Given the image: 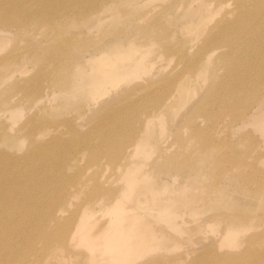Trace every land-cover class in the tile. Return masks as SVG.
<instances>
[{
    "label": "rangeland",
    "instance_id": "1",
    "mask_svg": "<svg viewBox=\"0 0 264 264\" xmlns=\"http://www.w3.org/2000/svg\"><path fill=\"white\" fill-rule=\"evenodd\" d=\"M230 1V7L225 8L226 4L222 12H216L217 0H115L102 15L90 14L91 25L87 20L82 22L81 16L78 19L68 16L69 20L73 19L70 24L65 19L57 23V34L78 35L72 46L78 49L71 51L70 56H76L75 60L90 59V62L84 66L83 73H78L80 69L74 60L65 71L58 73L54 89L59 94L72 84L76 91L71 95L52 97L49 91V96L32 109L31 105H24L26 108L20 105L19 108L25 109L21 116L15 114L13 119L5 115L9 111L6 104L0 107V114L3 113L0 117L5 120L4 123L0 118V124L4 123L0 125L3 128L0 135V239L5 240L0 245V264H264L263 137L250 124L252 127L247 125L245 130L237 132L233 125L222 131L209 129L208 122L214 119L218 121L216 124L221 120L227 125L233 124L231 112L239 102L240 90L250 83L258 85L264 75V47L254 49L252 56L243 54L238 62L226 56L216 62L220 52L212 53L205 66L196 68L200 52L209 49V40L218 34V23L238 18L236 0ZM91 2L87 0L85 7ZM144 27H152V33L143 32ZM45 32L44 28L41 38ZM107 50L121 51L123 57L130 60L147 53L152 64V68L148 64V70L152 71L145 69L140 75L121 80L124 82L115 89L118 98L112 106L115 107L112 114H91L90 117L86 112L87 97L83 89L79 91V85L84 82V87L88 82L91 85L96 67L92 64ZM31 66L27 64L29 75L17 72L16 79L35 73L33 68L31 72ZM56 71L54 69L55 76ZM0 87L1 91H6L5 86ZM184 90L187 95L183 98ZM17 92L5 95L16 96L14 99L18 101L22 93ZM191 105L194 106L189 108ZM37 106L40 116L48 115L58 121L66 117L79 123L68 127V132L60 128L50 137L47 134L41 137L33 131L32 123L25 125L27 118L34 115V111L38 112ZM153 107L157 112H153ZM186 110L191 111L179 126H165V120L169 123ZM158 112L163 116L152 115ZM85 114L89 115V120L84 118ZM194 117L201 119L198 125L191 121ZM24 125L25 128L20 129ZM200 131L208 132L204 136L197 135ZM115 135H124V138L108 146L102 141ZM178 139L183 142H177ZM50 141H53L52 148L48 145ZM147 143L152 146L144 148ZM130 148L136 154H146L141 166L121 164L124 160H119L120 155L127 156ZM115 149L119 153L116 158ZM34 152L38 155L34 156ZM49 152L54 156L61 154L68 161L64 164L54 161L48 166L43 158ZM126 159L130 161L129 156ZM49 167H64L66 176L52 178ZM99 185L109 191L104 193ZM153 189L164 195L165 203L172 204L180 214L175 228L172 223L153 215L146 216L145 223L157 231L156 240L151 236L153 233L145 234L144 224H136L140 230L135 229L138 233H132V238L124 242L108 238L107 229L89 235L85 242L78 238L75 243L74 237L65 243L60 235L51 237L48 251L39 250L43 236L40 226L46 223L43 213L48 208L60 206L68 212L92 205L94 214L85 225L94 232L102 225L100 223L114 217L108 209L116 200L122 205L135 202L138 204L133 203L138 208L135 212H144V207L154 204L149 201ZM113 190L131 192L134 201L121 202L116 197L110 200L107 194ZM208 194H211L212 205L200 206L198 214L195 205L202 204ZM100 199L110 204L104 207L99 204ZM205 211L230 215L231 220L223 216V221L213 219L199 224L197 219ZM21 217L32 221L27 230L16 229V220ZM38 220L42 222L39 226ZM157 226L162 228L157 229ZM4 232L14 235L9 238ZM30 234L34 236L27 244ZM90 244L95 246L93 250L88 249ZM130 244L136 255L126 250L122 259H118L122 249ZM10 245H20V249L10 255L6 251ZM141 245L144 249L140 251ZM26 247L28 250L24 252Z\"/></svg>",
    "mask_w": 264,
    "mask_h": 264
},
{
    "label": "bare ground",
    "instance_id": "2",
    "mask_svg": "<svg viewBox=\"0 0 264 264\" xmlns=\"http://www.w3.org/2000/svg\"><path fill=\"white\" fill-rule=\"evenodd\" d=\"M107 1L111 3L108 6L105 4ZM112 1L115 0H92L89 6L85 7L87 0H0V86H5L4 89H6V91L5 90L1 91V87H0V107L6 104L7 106L6 108L9 111L8 114L5 115L6 116L8 115L9 119H13L15 114H19L21 116L23 109L26 108L24 106L26 104L31 105V108L29 107L30 109L34 107L33 106L34 104L38 105L37 103H39V101H41L45 96H49L47 94V92L49 91L52 97L68 96L72 94V91L74 90L76 91V88L71 84V86L68 87L66 91H61L58 94L59 91L54 89L58 81V73H60L62 69H64L65 71V69L68 68L69 64L73 60L79 66L80 71H78V73L80 72L83 73V68L84 66L85 67L88 66L90 59L86 60L84 58L83 59L78 58L77 60H75L74 58L76 56L74 55L70 56L71 51H73L74 53V51L78 49L76 47L75 48L72 47L73 43L77 41L75 37H78V35H73V36L68 34L59 35V33L57 34L56 31L58 29L55 30L56 25L61 19L62 20L65 19V22L70 24L71 23L70 20L72 21L73 19L69 20L68 16L69 17L71 16L72 18L75 19L78 16L79 17L81 16L82 22H85L86 20L88 22L90 16L92 15L91 13L102 15L105 12L104 10H106L112 5L113 3ZM228 1L230 0H217L215 11L222 12L223 11L222 8L226 4H228ZM229 4L226 5L225 8H227ZM236 11L239 13V16L236 20L233 21L224 20L218 23L217 25L218 34L215 35L216 37H213L209 40V44H211L209 49L200 52V59L196 63V68L198 66L200 67L205 66L206 62H208L209 60L208 57L214 55L216 52L218 53L220 52L215 59L216 62L221 61L225 56L234 62L236 61L238 62V59H243L241 58L243 54H248L249 56H252L254 54L251 52L254 49L259 47H264V0H236ZM92 21H89V23L87 24L91 25ZM62 22L63 21H61V23ZM44 28L46 29V32L45 34L42 35L43 38H41L40 34L41 31H44ZM61 30L63 32L62 28ZM152 31H153L152 27H147V28L144 27L143 29V32H146V34L152 33ZM57 38H59V41L57 40ZM83 41H85V39ZM189 50L191 51V49ZM188 52L186 56H188L189 54ZM143 53L138 57H136L135 59L130 60V57L124 58L123 53L121 51L112 52L107 50L97 60L96 59L94 60V63L92 65H95L96 67L94 68L93 82L91 83V85H89L88 82L87 87L86 85L84 87L85 82L82 85H79V91L83 89L82 93L85 95V97H87V103H86L87 105L86 104L85 105L88 111L86 112L90 114V117L91 114L94 115L100 113V116H104V114H109V115L112 114L111 111L115 108L112 106L115 105L114 103L118 98L117 95L118 92L115 89L116 87L120 86L118 85L119 83L122 84L124 82V81L121 82V80H124L125 78L129 79L135 75H140L146 72V70L152 71V70H148V66H149L148 64H150V67L152 68L151 66L152 64L149 63L151 62V59L149 61V59H147V53L144 54ZM27 64L32 65L30 67L31 68L30 70L32 72V68H33L35 73H33L31 76L25 79H18L20 76L16 79V74H18L19 72H20L19 74H24V73L27 74L26 72L29 71V70L27 71ZM48 68L50 71L49 78L47 71ZM53 68L57 70L56 76ZM118 90L121 91L122 89H118ZM123 90L129 91V89H123ZM17 91L22 93L21 96L22 98L19 97L18 101H15L14 99L16 98V96H13L14 98H12L11 96L7 97L5 95V93L7 94L10 92L13 93ZM240 92L241 95L239 97V102L235 106V109L231 112L233 117L231 123L233 122V124L227 125L224 122H221L222 120L220 121V123L216 124L218 121H214L213 119L211 121H208L210 123L209 129L211 127L212 128L214 127L217 131H222L228 127H232L233 125L235 127V130L239 132L241 129L245 130L244 127L250 124L254 126L253 127L254 129L260 132V135L263 137L264 140V75L259 79L258 85H253L252 83H250L249 85L244 86L240 90ZM186 93L187 91L184 90L183 98L187 95ZM18 95H20V93ZM20 105L21 106L23 105V107L25 108L22 107L19 108ZM193 106L194 105H191L189 108H192ZM158 107L163 108L160 105ZM36 110L38 112L34 111L35 112L33 113L34 115L29 116L27 118L25 125L28 122L32 123L33 131H36L41 137H43V135L46 134L49 135L48 137H50L55 130H58L60 128L68 132V127L76 125L77 124L76 122L79 123V121L74 122V120L66 117L65 119L62 118L61 121H58L56 119L50 118L48 115L40 116L39 115L40 107L37 106ZM152 110L153 112H157V109L155 108ZM41 111H44V109H42ZM190 111L191 110H186L185 111L186 113L181 112L183 113L182 115H178L179 114L178 113L177 114L178 117L177 116L174 117L172 120L168 121L169 123H167V120L164 119L167 124L165 126H168V124L169 126L170 125L175 127L179 126L185 120L187 114ZM229 111H231V107ZM193 112L194 111L192 110L191 117L193 115ZM2 114H0V116ZM87 114L83 116L85 119L88 118L89 120V115ZM152 115L161 116V117L163 116L162 113L159 112L157 114H152ZM78 119H82V118L78 117ZM198 120L201 119L194 117L191 121L194 122L196 125H198L197 123ZM7 121L6 123L8 124ZM3 124L0 125L3 126ZM11 124L9 122V125ZM9 125H6V127ZM25 125L20 129L25 128ZM250 125H248V127H252ZM1 126H0V135L2 134L1 130H3ZM7 129L8 128H6L5 130ZM235 130L234 132H236ZM207 132L208 131H200L197 132L199 134L197 133L195 134L204 136ZM60 138H61L60 136L57 137L58 140H60ZM122 138H124V135H115L111 139L105 138L102 141L105 143L106 146H108L112 142H116ZM157 138L159 139L158 136ZM177 142L182 143L183 141H180L178 139ZM48 145L50 148H52L53 141L48 142ZM150 145L149 143H147L145 144L144 148H147ZM156 149L158 148L156 147ZM136 153L137 152L132 151V148H130V152H128L127 156H124L123 154L120 155L119 160L120 161L124 160L123 162H121V164L123 166H130V165L136 167L141 166L143 158L146 156V154L142 153L140 155ZM33 155L37 156L38 153L34 152ZM114 156L115 158L119 156V153L117 152L116 149L114 150ZM128 156L130 161L126 159V157ZM43 159L48 166L54 161H61L63 164L68 161V159L62 158L61 154L54 156L50 152L47 155H45ZM49 172H50V176H53L52 178L55 177L63 178L66 176V171L64 167H60L56 169L49 167ZM203 186H206V184H204ZM98 188L102 190L104 193H107L109 191L108 188H104L100 185L98 186ZM164 189L166 190L167 188ZM107 195L110 197V200H113L114 197L118 198L121 202L132 200L131 199L132 193L126 192L124 190H120V191L113 190L110 191ZM163 197L164 195L160 193H156L155 189H153L149 201H153L154 204L150 203L149 206L144 207V212L140 214H137L138 212H135V210L138 209L136 206H133V203L135 202L122 205L118 200H116L108 209V211H111L110 213L113 214L114 217L111 218L108 222L100 223L102 225H100L99 228L94 232H92L93 231L92 228L91 230H89L90 227L86 228L85 225V221L87 219H90V217H92V214H94L92 212V205L86 207H79L73 210H69L68 212L64 207H60V206L50 207L47 210H45L43 213L44 216L46 217V223L41 225L42 223L41 220L37 221V225L38 226L41 225L40 229L43 234L41 241L42 247H40L39 250L41 252L48 251V249L51 247L50 244L51 237L57 238L58 235H60V239L65 243L68 242L69 238L73 239L74 237L76 238L74 240L75 243L78 238L80 239V242L82 241L81 239H83L84 240L83 242H85L88 239L89 235H96L99 233H103L107 229L109 234L107 235L108 238L113 237L122 240L124 242L132 238L133 235L132 233L135 234L138 233L137 231L140 230V226L139 225L135 226L136 224H144L145 226L144 230L146 231L145 234L149 235L150 233H153L151 236L155 237L154 240H156L157 234L155 233L157 231L151 229V227H149V225L145 223L144 220L146 219V216L153 215L155 218H159L162 221H165V223L166 222L172 223L174 228L177 227L180 222L178 220V217L180 215L179 212L174 208H172V204L165 203ZM98 202L99 204H102L104 207L110 204V201L108 202V204H105L102 199H100ZM200 204L195 205L197 212H198V208L202 205L210 207L212 205L211 194L210 195L208 194L207 197L202 200V204L201 205ZM198 214H200V212H198ZM202 214L203 215H201V217L197 219V222L199 224L205 222L207 223L208 221L213 219H218L220 221H223L222 218L223 216L226 217L228 221L231 220L230 215L210 213L207 211L202 212ZM184 220L185 219H183V221ZM31 225H32V221H28L22 217L16 220V229H19L20 231L27 230ZM158 227L159 226H157V229L162 228V227L159 228ZM3 234L9 236V238H12V236L14 235L13 232L11 234L4 232ZM33 236H34L33 234H30V236L27 238V244H29L32 241ZM166 238L168 237L166 236ZM4 243L5 240L0 239V245H3ZM18 248L20 249V245H13V246L10 245L6 248V251L10 255H13ZM93 248H95V246L92 244L88 246L89 250L90 249L93 250ZM143 249H144V245H141L139 250L141 251ZM213 249L214 247L211 246L210 250L213 251ZM27 250L28 248L26 247L24 249V252H27ZM126 250H128L129 254L136 255L135 253H133L134 251L131 248V244H130L128 248L124 247L122 249L121 255L118 257V259H122ZM0 254H1L0 255V259H1L2 258L1 251ZM210 255L211 257H214L213 252H211ZM228 263L234 264L231 262H223V264H228Z\"/></svg>",
    "mask_w": 264,
    "mask_h": 264
}]
</instances>
